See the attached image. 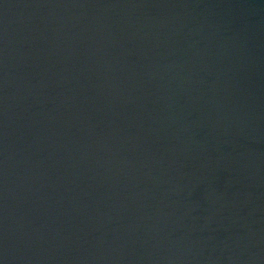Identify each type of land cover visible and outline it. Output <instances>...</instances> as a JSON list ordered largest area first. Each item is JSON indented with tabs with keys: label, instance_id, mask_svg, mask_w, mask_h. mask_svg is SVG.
Wrapping results in <instances>:
<instances>
[{
	"label": "water",
	"instance_id": "95a60500",
	"mask_svg": "<svg viewBox=\"0 0 264 264\" xmlns=\"http://www.w3.org/2000/svg\"><path fill=\"white\" fill-rule=\"evenodd\" d=\"M0 264H264V0H0Z\"/></svg>",
	"mask_w": 264,
	"mask_h": 264
}]
</instances>
